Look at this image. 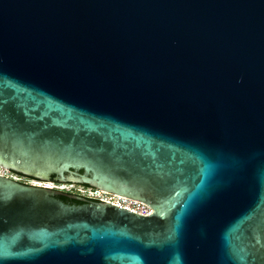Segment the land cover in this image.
I'll return each instance as SVG.
<instances>
[{"label":"water","instance_id":"95a60500","mask_svg":"<svg viewBox=\"0 0 264 264\" xmlns=\"http://www.w3.org/2000/svg\"><path fill=\"white\" fill-rule=\"evenodd\" d=\"M0 167L150 209L0 176V264H264V0H0Z\"/></svg>","mask_w":264,"mask_h":264},{"label":"built area","instance_id":"2783aa9c","mask_svg":"<svg viewBox=\"0 0 264 264\" xmlns=\"http://www.w3.org/2000/svg\"><path fill=\"white\" fill-rule=\"evenodd\" d=\"M0 176L11 179L15 182L30 185L34 187H41L45 189H52L57 191H63L67 193H72L79 195L81 197H86L99 202H108L115 204L119 207H123L133 213L146 216L150 213V209L143 203L135 200H128L120 198L114 195L106 194L96 189L90 187H84L83 185H77L72 183H57V182H46L39 181L25 176H21L9 170L0 167Z\"/></svg>","mask_w":264,"mask_h":264},{"label":"trees","instance_id":"16d2710c","mask_svg":"<svg viewBox=\"0 0 264 264\" xmlns=\"http://www.w3.org/2000/svg\"><path fill=\"white\" fill-rule=\"evenodd\" d=\"M22 176V175H21ZM50 181H53L52 179ZM84 187H88L86 185H83ZM62 192V191H61ZM63 194L67 195V196H73V197H81L79 195H76V194H72V193H67V192H63ZM57 199L63 201L64 203L66 204H69V205H79V204H82L80 203V201H75V202H72V201H68V200H75V199H71L69 197H65V196H57L56 197ZM81 198H84V197H81ZM85 199V198H84ZM92 200V199H91Z\"/></svg>","mask_w":264,"mask_h":264},{"label":"flooded vegetation","instance_id":"af4514ba","mask_svg":"<svg viewBox=\"0 0 264 264\" xmlns=\"http://www.w3.org/2000/svg\"><path fill=\"white\" fill-rule=\"evenodd\" d=\"M61 192V191H60ZM62 193H63V191H62ZM87 201H93V202H96L95 200H91V199H88V198H86V197H84ZM68 201H72V202H75L76 200H68ZM80 203H82L83 204V202H80Z\"/></svg>","mask_w":264,"mask_h":264}]
</instances>
